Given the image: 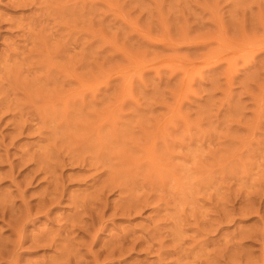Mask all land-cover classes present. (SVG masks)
I'll return each mask as SVG.
<instances>
[{"label": "rangeland", "instance_id": "rangeland-1", "mask_svg": "<svg viewBox=\"0 0 264 264\" xmlns=\"http://www.w3.org/2000/svg\"><path fill=\"white\" fill-rule=\"evenodd\" d=\"M0 107V263L264 264V0H0Z\"/></svg>", "mask_w": 264, "mask_h": 264}, {"label": "bare ground", "instance_id": "bare-ground-1", "mask_svg": "<svg viewBox=\"0 0 264 264\" xmlns=\"http://www.w3.org/2000/svg\"><path fill=\"white\" fill-rule=\"evenodd\" d=\"M4 90H5V89H4ZM5 94H6V93H5ZM1 96H2V95H1ZM34 100H35V99H34ZM10 103H11V102H10ZM10 103H8V104H10ZM28 103H29V102H28ZM25 104H26V102H25ZM9 106H10V105H9ZM20 106H21V104H20ZM31 106H32V105H31ZM37 106H38V105L36 104V107H37ZM16 107H17V106H16ZM22 107H23V106H22ZM36 107H35V108H36ZM38 107H39V106H38ZM0 108H1V107H0ZM6 108H7V107H5V109H6ZM37 109H38V108H37ZM37 109H36V110H37ZM39 109H40V108H39ZM39 109H38V111H39ZM6 110H7V109H6ZM0 111H1V109H0ZM23 111H24V109H23ZM26 111H27V109H26ZM3 112H4V111H3ZM3 112H2V113H3ZM2 113L0 112V115H1ZM5 113H6V112H5ZM36 113H37V112H36ZM28 114H29V112H28ZM39 114H40V113H39ZM5 115H6V114H5ZM13 115H14V114H13ZM26 116H27V114H26ZM0 117H2V116H0ZM13 117H14V116H13ZM7 118H8V117H7ZM9 118H11V116H10ZM3 119H4V118H3ZM3 119H1V120H3ZM13 119H14V118H13ZM11 120H12V119H11ZM19 121H20V120H19ZM19 121H18V122H19ZM0 122H1V121H0ZM4 122H5V120H4ZM10 123H11V122H9V125H10ZM22 123H24V122H22ZM22 123H20V124L18 123V125L20 126ZM13 124H14V123H13ZM13 124H11V125H13ZM24 124H25V123H24ZM5 125H6V123L4 124V126H5ZM22 125H23V124H22ZM22 125H21V126H22ZM25 125H26V124H25ZM21 126H20V128H21ZM9 127H11V126H9ZM17 127H18V126H17ZM26 127H27V126H26ZM26 127H24V128H26ZM7 128H8V127H7ZM20 128L17 129V130H21ZM11 129H13V127H12ZM14 129H15V127H14ZM26 129H27V128H26ZM6 130H7V129H6ZM24 130H25V129H24ZM24 130H23V131H24ZM39 130H40V129H39ZM39 130H38V131H39ZM9 131H10V130H9ZM11 131H14V130H11ZM15 131H16V130H15ZM26 131H28V130H25V131H24V134H25ZM29 131H30V130H29ZM29 131H28V132H29ZM36 131H37V130H36ZM36 131H35V132H36ZM5 133H6V132H5ZM9 133H10V132H9ZM18 133L20 134V131H18ZM1 134H2V133H1ZM1 134H0V135H1ZM3 134H4V133H3ZM3 134H2V135H3ZM7 134H8V133L4 134V137H6ZM16 134H17V133H16ZM16 134H15V135H16ZM21 134H23V132H22ZM35 134H36V133H35ZM10 136H11V137H10L11 139H13V138L16 139V138H15L16 136H17V138L19 137L18 134H17L16 136L12 137V133L10 134ZM20 136H21V135H20ZM1 137H3V136H1ZM1 139H2V138H1ZM5 139H6V138H5ZM7 139H9V138H8V135H7ZM37 139H38V137H37ZM41 139H42V138H41ZM9 141H10V143H11V141H13V140H10V139H9ZM37 141H38V140H37ZM0 142H1V141H0ZM3 142H4V141H3ZM3 142H2V143H3ZM6 142H7V141H6ZM40 142H41V141H40ZM7 143L10 144L9 142H7ZM38 143H39V142H38ZM5 144H6V143H5ZM5 144H4V145H5ZM8 144H6V146H7ZM36 144H37V143H36ZM0 146H1V145H0ZM11 146H12V145H11ZM36 146H38V145H36ZM7 147H9V146H7ZM7 147H6V148H7ZM18 147H19V146H18ZM4 148H5V147H4ZM22 148H23V147H22ZM22 148H21V149H22ZM2 149H3V148H2ZM33 149H34V148H33ZM33 149H32L31 152H33ZM48 149H49V148H48ZM3 150H4V149H3ZM5 150H6V149H5ZM5 150H4V152H2V153L5 154V153H6ZM43 150H44V149H43ZM7 151H8V150H7ZM19 151H20V150H19ZM21 151L23 152L24 150H21ZM29 151H30V150H29ZM29 151H28V152H29ZM40 151H41V149H40ZM40 151H39V152H40ZM34 152H35V151H34ZM13 153H14V152H13ZM17 153H18V152H17ZM48 153H49V152H48ZM27 154H28V153H27ZM32 154H33V156H34V153H32ZM2 155H3V154H2ZM7 155H8V154H7ZM12 155H13V154H12ZM14 155H15V154H14ZM20 155H24V156H25V154H23V153L20 154ZM5 156H6V154L3 155V162L7 160V159H6V160L4 159ZM8 156H9V155H8ZM15 156H16V155H15ZM24 156H23V158H24ZM31 156H32V155H31ZM33 156H32V157H33ZM55 156H57V155L55 154ZM16 157H17V156H16ZM43 157H45V156H43ZM43 157H42V158H43ZM51 157H52V156H51ZM59 157H60V156H59ZM0 158H1V160H2V156H0ZM5 158H6V157H5ZM9 158H10V157H9ZM13 158H15V157H13ZM20 158H21V157H20ZM33 158H34V157H33ZM45 158H46V157H45ZM47 158H48V157H47ZM56 158H57V157H56ZM11 159H12V157H11ZM58 159H59V158H58ZM84 159H85V158H84ZM20 160H22V158H21ZM31 160H32V162H34V161H36L37 159H36V160L31 159ZM33 160H34V161H33ZM50 160H51V159H50ZM9 161L12 162L11 160H9ZM9 161H8V163H9ZM16 161H18V160H16ZM16 161H15V163H16ZM24 161H25V160H24ZM27 161H28V160H27ZM27 161H26V162H27ZM3 162H2V164H3ZM30 162H31V161H30ZM43 162H44V161H43ZM51 162H53V161L51 160ZM51 162H50V163H51ZM6 163H7V162H6ZM15 163H14V164H15ZM34 163H35V162H34ZM54 163H58V162H56V159H55ZM54 163H51V164H53V166H54ZM71 163H73V162H71ZM76 163H77V162H76ZM82 163H83V162H81V164H82ZM90 163H91V162H90ZM0 164H1V163H0ZM2 164H1V165H2ZM27 164L29 165V163H26V164H24V165L26 166ZM31 164H32V163H31ZM79 164H80V162H79ZM79 164H78V165H79ZM81 164H80V165H81ZM85 164H86V163H85ZM10 165H11V164H10ZM10 165H9V166H10ZM16 165H19V164H16ZM43 165H44V164H43ZM12 166H13V165H12ZM12 166H10V167H12ZM14 166H15V165H14ZM25 166H23V167H25ZM29 166H30V165H29ZM32 166H33V165H32ZM51 166H52V165H51ZM53 166H52V167H53ZM75 166H76V164H75ZM83 166H85V165H83ZM86 166H90V165L88 164V165H86ZM23 167H21V169H22ZM40 167H41V166H40ZM90 167H92V165H91ZM28 168H29V167H28ZM28 168H27V169H28ZM9 169H11V168L8 167V170H9ZM13 169H14V168H13ZM52 169H53V168H52ZM15 170H16V169H15ZM38 170H39V169H38ZM40 170H41V169H40ZM54 170H55V169H54ZM9 171H10V170H9ZM9 171H8V172H9ZM22 171H23V170H22ZM24 171H25V169H24ZM26 171H27V170H26ZM37 172H38V171H37ZM5 173H6V172H5ZM27 173H28V172H27ZM52 173H53V171H52ZM8 174H10V173H7V175H8ZM11 174H12V173H11ZM37 174H38V173H37ZM37 174H36V175H37ZM39 174H42L41 171H40ZM54 174H55V173H54ZM101 174H102V173H101ZM25 175H26V174H25ZM25 175L23 174L24 177H25ZM34 175H35V173H34L32 176L34 177ZM98 175H99V174H98ZM10 176H11V175H10ZM18 176H19V175H18ZM23 176H22V177H23ZM32 176L30 175L31 180H32ZM45 176H47V175H45ZM45 176H44V177H45ZM26 177H27V176H26ZM26 177H25V178H26ZM91 177H92V176H91ZM5 178H6V177H5ZM13 178H14V177H13ZM93 178H95V177L90 178L91 181H92ZM7 179H8V178H7ZM11 179H12V178H11ZM23 179H24V178H23ZM23 179H22V180H23ZM28 179L30 180V178H28ZM34 179L37 181V178H34ZM46 179H47V178H46ZM46 179H44V180H46ZM87 179H88V178H87ZM96 179H97V180L99 179L98 176H96ZM96 179H95V180H96ZM0 180H1V179H0ZM22 180H21V181H22ZM29 180L26 179V182H25V183H26L27 185L30 183ZM38 180H39V179H38ZM7 181H8V180H7ZM9 181H11V180H9ZM15 181H16V180H15ZM21 181H20V183H19L18 181H16L15 183L18 182V185H20V184H21ZM33 181H34V180H33ZM41 181H42V180H41ZM82 181H83V180H82ZM22 182H24V180H23ZM27 182H29V183H27ZM39 182H40V181H39ZM45 182H47V181H45ZM96 182H97V181H94V183H96ZM98 182H100V181H98ZM98 182H97V183H98ZM13 183H14V182H13ZM25 183H24V184L22 183V184H23L22 186H24V188L26 187V186H25ZM53 183H54V182H53ZM53 183H52V184H53ZM88 183H89V182H88ZM94 183H93V185H94ZM9 184H10V182H9ZM49 184L52 186V184H51L50 182H49ZM102 184H103V182H102L101 184H99V186L102 185ZM31 185H32V184H31ZM93 185H91V186H93ZM95 185H96V184H95ZM108 185H109V184H108ZM118 185H119V184H118ZM13 186L16 187L17 184H16V186H15V185H13ZM51 186H50L49 188L52 189ZM53 186H54V189H53V190H55V187L57 188V191H58L59 189H61V188H59V187H61V186H59V185L57 186V184H54ZM99 186H97V187L99 188ZM104 186H105V184L103 185V187H104ZM14 187H13V188H14ZM31 187H32V186H31ZM93 187H94V186H93ZM95 187H96V186H95ZM100 187H101V186H100ZM115 187H116V186H114V188H115ZM117 187H118V186H117ZM120 187H121V186H120ZM16 188H17V187H16ZM58 188H59V189H58ZM62 188H63V187H62ZM104 188H105V187H104ZM19 189H20V188H18L17 190H19ZM27 189H28V188H27ZM99 189H100V188H99ZM99 189H98V190H99ZM111 189H112V188H111ZM122 189H123V188H122ZM17 190L15 189V193H16V194H17V192H16ZM22 190H23V189H22ZM93 190H95V189H93ZM119 190H120V189H119ZM0 191H1V190H0ZM20 191H21V190H20ZM48 191H49V190H48ZM55 191H56V190H55ZM88 191H89V190H88ZM96 191H97V190H96ZM99 191H100V190H99ZM99 191H97L96 194L102 193V191H101V192H99ZM105 191H107V188H106ZM105 191H104V194L106 193ZM112 191H114V190H112ZM120 191H121V190H120ZM2 192H3V191H2ZM26 192H28V191L26 190ZM40 192H41V191H40ZM59 192H60V194H59ZM59 192H57L58 195H61V191H59ZM63 192H64V191H63ZM94 192H95V191H94ZM98 192H99V193H98ZM110 192H111V190H110ZM8 193H10V192H8ZM12 193H13V192H12ZM12 193H11V194H12ZM31 193H32V192H31ZM52 193H53V192H52ZM89 193H90V192H89ZM89 193H88V195L90 196ZM107 193H108V192H107ZM107 193H106V194H107ZM24 194H25V193H24ZM83 194H84V196H85V193H83ZM20 195H21V193H20ZM22 195H23V194H22ZM41 195H42V192H41ZM51 195H52V197H54V196H55V192H54V195H53V194H51ZM58 195H57V196H58ZM88 195H87V196H88ZM91 195H94V194H91ZM99 195H100V194H99ZM119 195H120V194H119ZM4 196H7V194H6V195L4 194ZM8 196L10 197V195H8ZM8 196H7V197H8ZM17 196H19V191H18V195H17ZM24 196H25V195H24ZM32 196H33V195H32ZM49 196H50V195L48 194V197H49ZM57 196L54 197V198H55V201H57V199H58ZM63 196H64V195H63ZM87 196H86V197H87ZM94 196H95V195H94ZM94 196H90V197L92 198V200H94V198H95L97 195H96L95 197H94ZM102 196H103V195H102ZM102 196H100V197L102 198ZM104 196L106 197V195H104ZM7 197H6V198H7ZM11 197H12V195H11ZM22 197H23V196H22ZM28 197H29V196H28ZM28 197H26V198H28ZM33 197H34V196H33ZM59 197H60V196H59ZM79 197H80V196H79ZM93 197H94V198H93ZM100 197L97 196V198H99V199H100ZM1 198H2L1 201H2V200H5V201L7 200V199H4L3 197H1ZM14 198H15V197H14ZM19 198H20V197H19ZM19 198H18V199L15 198V199L19 201V200H20ZM26 198H25V199H26ZM38 198H40V195L38 196ZM45 198H46V197H45ZM49 198H50V197H49ZM56 198H57V199H56ZM75 198H76V197H75ZM145 198H146V197H145ZM31 199H32V198H31ZM35 199H36V197H35ZM35 199H34V200H35ZM84 199H85V198H84ZM102 199H103V198H102ZM147 199H148V198H147ZM147 199H146L145 202H147ZM8 200H11V199H8ZM12 200H13V199H12ZM12 200L10 201V202H11V203H10L11 205H12V203H13ZM16 200H15V201H16ZM21 200H22V199H21ZM27 200H28V199H27ZM47 200H48V198H47ZM47 200H46V203H44V204H47V202L51 201V202H49L50 204L48 203V204L50 205V208H51V207L53 206V205L51 206V204L54 202V201H53L54 199L51 198V199H49V201H47ZM59 200H60V199H59ZM59 200H58V201H59ZM104 200H105V199H104ZM104 200H103V203L106 202V201H104ZM107 200H108V199H107ZM137 200H138V199H137ZM144 200H145V199H144ZM23 201H24V200H23ZM28 201H29V200H28ZM36 201H37V200H36ZM38 201H39V200H38ZM52 201H53V202H52ZM61 201H63V199H62ZM69 201H70V200H69ZM97 201H98V199H97ZM97 201H96V202H97ZM100 201H101V200H100ZM142 201H143V200H142ZM7 202H8V201H7ZM7 202H6V203H7ZM20 202H21V201H20ZM24 202H26V201H24ZM24 202H23V203H24ZM42 202H44V198H43V201H42ZM98 202H99V201H98ZM123 202H124V201H123ZM3 203H4V202H3ZM37 203H38V202H37ZM37 203L34 205V206H35V207H34V210H35V211L31 210V209H33V208H31L32 205H30L28 202H26L25 205L29 204L30 210L33 211L32 213H34V212H37V209H39V206H40V205H38ZM54 203H55V202H54ZM80 203H81V204H84V203H85V200H84V202H80ZM86 203H87V202H86ZM86 203H85V204H86ZM100 203H101V202H100ZM100 203H97V204L99 205ZM0 204H1V202H0ZM10 204H5V205H7V206L9 205V206H10ZM87 204H89V203H87ZM107 204H108V202H107ZM107 204H106V205H107ZM135 204H136V203H135ZM139 204H140V203H139ZM148 204H149V202H148ZM148 204H147V206H148ZM36 205H38V206H36ZM57 205H58V203H57ZM69 205L72 206L71 203H70ZM94 205H96L95 201H94ZM94 205H93V206H94ZM100 205H104V206H105V204H100ZM100 205H99V206H100ZM125 205H126V204H125ZM137 205H138V204H136V206H137ZM156 205H157V203H156ZM156 205H155L154 207H157ZM7 206H6V207H7ZM9 206H8V207H9ZM15 206H16V205H15ZM15 206H14V208H15ZM18 206H19V205H18ZM21 206H23V205H21ZM44 206H46V208L44 207L45 210H47V209L49 210V207H47V205H44ZM74 206H75V205H74ZM74 206H73V207H74ZM78 206H79V205H78ZM90 206H91V205H90ZM90 206H89V209L92 207V206H91V207H90ZM99 206H98L97 208H100V207H101V206H100V207H99ZM118 206H119V205H118ZM140 206H141V205H140ZM158 206H159V205H158ZM2 207H3V208H1L2 210L6 209V207H4L3 204H2ZM10 207H11V208H10ZM10 207H9L10 209H13L12 206H10ZM19 207H20V206H19ZM27 207H28V206H27ZM36 207H37V209H36ZM54 207H55V205H54ZM83 207H84V205H83V206L81 205V208H82V209H83ZM86 207H87V206L85 205L84 209H85ZM116 207H117V205H115V208H116ZM154 207H153V208H154ZM9 208H8V210L4 211L5 213L7 212V213H6L7 215H9V213H10ZM20 208H21V207H20ZM22 208H23V207H22ZM41 208H42V207H41ZM71 208H72V207H71ZM97 208L94 207V211H96L95 209H97ZM105 208H107V207H105ZM119 208H120V207H119ZM124 208H125V207H123V210H125ZM136 208H137V207H136ZM1 209H0V212H1L0 214L3 213ZM27 209H29V208H27ZM51 209H55V208H51ZM78 209H79V208H78ZM84 209H83V210H84ZM86 209H87V208H86ZM86 209H85V210H86ZM89 209H88V210H89ZM92 209H93V208H92ZM107 209H110V208H107ZM117 209H118V208H117ZM128 209H130V208H128ZM131 209H132V208H131ZM131 209H130V210H131ZM139 209H141V208H139ZM212 209H213V208H212ZM13 210H14V209H13ZM13 210H12V211H13ZM15 210H16V208H15ZM19 210H21V209H19ZM24 210H26V208H24ZM24 210L19 211V213L21 212V214H19V215H22V212H24ZM30 210H29V212H31ZM48 210H47V211H48ZM79 210H80V209H79ZM88 210H87V211H88ZM100 210H101V208L97 211L98 213H96L97 215H95L94 218H95L96 216H100V215L102 214V212H100ZM134 210H135V209H134ZM141 210H142V209H141ZM153 210H154V209H153ZM41 211H42V214H44V213L46 214V213H47L46 211H45V212H43V210H41ZM71 211H73V210H71ZM75 211H76V210H75ZM87 211H85L86 215H87V213H89V211H88V212H87ZM92 211H93V210H92ZM94 211H93V212H94ZM102 211H103V209H102ZM114 211H115V210H114ZM114 211H112V212H114ZM127 211H128V210H127ZM135 211H136V210H135ZM155 211H156V208H155ZM13 212H14V211H13ZM13 212H11V213H12L13 215H15L14 213H16L17 210H16L14 213H13ZM26 212H28V211L26 210L25 213H26ZM38 212L40 213V211H38ZM48 212H49V211H48ZM112 212H111V213H112ZM136 212H137V211H136ZM139 212H140V211H139ZM151 212H152V211H151ZM5 213H4V215H6ZM51 213H52V211H51ZM51 213H48V214L51 215ZM81 213H82V212H81ZM81 213H80V214H81ZM83 213H84V211H83ZM94 213H95V212H94ZM114 213H115V212H114ZM159 213H160V212H159ZM12 214H11V215H12ZM26 214H29V213H26ZM36 214L38 215V213H34L33 215L30 214L31 217H30L29 215H28V216H29L30 219H31V218H33L32 216L36 217V216H37ZM40 214H41V213H40ZM40 214H39V215H40ZM42 214H41V215H42ZM75 214H76V213H75ZM103 214H104V213H103ZM105 214H106V213H105ZM105 214H104V215H105ZM112 214H113V213H112ZM117 214H118V213H117ZM127 214H128V212H127ZM138 214H139V213H138ZM154 214H155V213H154ZM41 215H40V216H41ZM49 215H48V216H49ZM54 215H55V214H54ZM77 215H78V214H77ZM82 215H83V214H81L80 218L82 217ZM84 215H85V214H84ZM90 215L93 216L94 214L91 213V211H90ZM121 215H123V214L121 213ZM156 215H157V213H156ZM2 216H3V214H2ZM16 216H17L16 218L18 219V221H20V219H21V218L19 219L20 216L18 217V214H17ZM23 216H24V213H23V215H22V219H21V221H20V222H18V221L15 222L16 225L19 224V227H18V228H17V226L15 225V223L13 222V223H14V227L16 226V227H15L16 229H14L13 231H11L10 227H9V228L7 227V223H6V224L3 223V224L6 225V227L8 228V230H9L10 232H14L13 234H15V236H16V238H14L15 236L13 237V238H14V241H13V242L10 240L11 243H13V244H10V243H9L8 246L15 247V245H17V246H19V248H20L21 245L24 244V243L26 242L25 240H27V238H30V237H27V238L25 239L26 235L28 236V234H25V233H26V232H25V231H26V229H25L26 227H25V226L27 225V224L25 225V221L28 219V216H27V217L25 216V217H26V218L24 217L25 219L23 218ZM42 216H43V215H42ZM75 216H76V215H75ZM111 216L113 217V215H111ZM3 217H4V216H3ZM8 217H12L11 219H9V221H11V220L13 221V220L15 219V217L10 216V215H9ZM37 217H38V216H37ZM37 217H36V218H37ZM46 217H47V214H46ZM50 217H51V216H50ZM66 217H68V215H67V216H64L63 218H66ZM70 217H72V214L70 215ZM83 217H85V216H83ZM89 217H90V216H89ZM100 217H101V216H100ZM100 217H98V218L101 219ZM112 217H111V219L114 218V217H113V218H112ZM159 217H161V216H159ZM36 218H35V219H36ZM42 218H44V217H42ZM75 218L77 219V216H76ZM87 218H88V217H87ZM87 218H86L85 220H87ZM4 219H5V218H4ZM4 219H3V220H4ZM37 219H38V218H37ZM37 219H36V220H37ZM47 219H48V218H47ZM51 219H52V218H51ZM53 219H54V218H53ZM73 219H74V218H73ZM73 219H72V220H73ZM99 219H97V217H96V222H99V223H100ZM215 219H216V218H215ZM1 220H2V217H1ZM5 220H6V219H5ZM5 220H4V221H5ZM15 220H16V219H15ZM31 220H32V219H31ZM36 220H35V221H36ZM82 220H83V219H82ZM93 220L95 221V219H93ZM97 220H98V221H97ZM102 220H103V219H102ZM102 220H101V222H102ZM105 220H107V218H106ZM105 220H104V221H105ZM7 221H8V220H7ZM28 221L30 222V220H27L26 222H28ZM32 221H33V220H32ZM32 221H31V222H32ZM48 221H49V220H48ZM52 221H53V220H52ZM61 221H62V220H61ZM76 221L79 222V220H76ZM80 221H81V220H80ZM88 221H89V218H88ZM94 221H93V222H94ZM107 221H108V220H107ZM157 221L160 222V218H159V220H157ZM163 221H164V219H163ZM29 222H28V223H29ZM33 222H34V221H33ZM33 222H32V223H33ZM46 222H47V221H46ZM50 222H51V221H50ZM67 222H68V221H67ZM69 222H70V221H69ZM77 222H76V223H77ZM84 222H86V221H84ZM84 222L82 221V223H84ZM91 222H92V221H91ZM91 222H90V223H91ZM217 222H218V220H217ZM10 223H12V222H10ZM20 223H21V224H20ZM57 223H58V221H57ZM62 223H63V222H62ZM62 223H61V224H62ZM82 223H81V224H82ZM87 223H88V224L85 223L87 226H86V225H83V226H84V227L86 226L85 228H87L88 225H89V227H91L90 223H89V222H87ZM103 223H104V222H103ZM163 223H164V222H163ZM29 224H30V223H29ZM66 224H67V223H66ZM68 224H69V223H68ZM104 224H105V223H104ZM109 224H110V223H109ZM156 224H157V223H156ZM10 225L12 226L13 224H10ZM63 225H64V224H63ZM69 225H70V224H69ZM74 225H75V224H74ZM78 225H79V224H78ZM78 225H75L74 227H73V225H72V227L75 228L76 226L78 227ZM93 225H97V226L94 227ZM110 225H111V224H110ZM8 226H9V223H8ZM27 226H28V225H27ZM32 226H33V225H32ZM67 226H68V225H67ZM62 227H63V226H62ZM65 227H66V226H65ZM79 227H82V225L79 226ZM79 227H78L77 229H78L79 231L83 232L82 228H84V227L80 228L81 230L79 229ZM89 227H88V228H89ZM92 227H93L92 230L94 231V228L98 227V224H92ZM99 227L103 228V225H102V226H99ZM198 227H199V226H198ZM60 228H61V227H59V229H60ZM113 228H114V227H113ZM12 229H13V228H12ZM62 229H65V228H62ZM67 229H68V228H67ZM67 229H65V230L67 231ZM89 229H90V228H89ZM89 229H88V230L86 229V230H87V231H86L87 233H89ZM104 229H105V228H104ZM116 229H117V228H116ZM198 229H199V228H198ZM198 229H197V230H198ZM44 230H46V229H44ZM48 230H49V229H48ZM60 230H61V229H60ZM60 230H59V231H60ZM65 230H64V231H65ZM69 230H71V229H69ZM84 230H85V229H84ZM92 230H90V231H92ZM95 230H97V229H95ZM197 230H196V231H197ZM199 230H200V229H199ZM42 231H43V230H42ZM59 231H57V232H59ZM66 231H65V232H66ZM100 231H102V229H100ZM117 231H118V230H117ZM117 231H116V232H117ZM155 231H158V230H155ZM161 231H162V230H161ZM190 231H191V230H190ZM194 231H195V230H194ZM39 232H40V231H39ZM44 232L46 233V231H44ZM62 232H63V231H61L60 234H61ZM72 232H73V231H72ZM84 232H85V231H84ZM105 232H106V229H105ZM119 232H120V231H119ZM153 232H154V231H153ZM200 232H202V231H200ZM205 232L207 233V231H205ZM49 233H50V232H49ZM51 233H52V234L54 233V235H52ZM51 233H50V234L52 235V237L55 236V234H56L55 231H54V232L51 231ZM66 233H67V232H66ZM79 233H80V232H79ZM97 233H98V230H97ZM110 233H111V232H110ZM123 233H125V234H123ZM127 233H128L127 231H126V232L122 231V234L119 233V235H120V234H121V235H126V237H128ZM131 233H132V232H131ZM160 233H162V232H160ZM30 234H31V232L29 233V236H31ZM62 234H63V233H62ZM82 234H83V233H82ZM85 234H86V233H85ZM98 234H99V233H98ZM98 234H97V237H98ZM128 234H130V233H128ZM145 234H146V233H145ZM155 234H156V232H155ZM155 234H154V235H155ZM255 234H256V233H255ZM11 235H12V234H11ZM33 235H36V234H33ZM51 235H50V237H51ZM63 235H64V234H63ZM83 235H84V234H83ZM86 235H87V234H86ZM102 235H103V234H102ZM119 235H118V236H119ZM121 235H120V236H121ZM207 235H208V234H207ZM258 235H259V234H258ZM58 236H59V235H58ZM112 236L115 237L116 239H118V237H116L117 235H115V234L113 235V234H112ZM112 236H111V237H112ZM120 236H119V238H120ZM130 236H131L132 238L136 237V236L133 237L132 235H130ZM152 236H153V235H152ZM152 236H151V238H152ZM157 236H158V234H157ZM173 236H174V235H173ZM208 236H209V235H208ZM11 237H12V236H11ZM64 237H65V235H64ZM90 237H93V238L95 237V231H94L93 235H92V233H91V236H90ZM90 237H89V238H90ZM113 237H112V238H113ZM121 237H122V236H121ZM143 237H144V235H143ZM167 237H168V236H167ZM167 237H166V238H167ZM169 237H170V236H169ZM217 237H218V236H217ZM8 238H9V237H8ZM34 238H35V237H33V240H34ZM54 238H56V237H53V238H52L53 241L56 240V239H54ZM71 238L74 239L73 237H71ZM76 238H77V237H76ZM115 238H114V239H115ZM128 238H129V237H128ZM148 238H149V236H148ZM159 238H160V237H159ZM162 238H163V237H162ZM193 238H194V237H193ZM15 239H16V241H15ZM31 239H32V236H31ZM36 239H37V240H38V239H40V240H45V239H46V240H48V241L50 242V244L52 243V241L48 238L47 235H43V234H41V233H40L39 237L36 238ZM123 239H124V238H123ZM123 239H121V242H122L123 246H127V245H126L127 243L129 244V242H130V244H131V242H132V241H128V240L126 241V240H125V241L127 242V243H126V242H123V241H124ZM149 239H150V238H149ZM173 239H174V238H173ZM209 239H210V238H209ZM7 240H8V239H7ZM7 240H6V241H1L0 243H2L3 245H4V243H5V244H8V241H7ZM12 240H13V239H12ZM29 240H30V239H29ZM58 240H59V239H58ZM74 240H75V239H74ZM89 240H91V238H90ZM96 240H97V239H96V237H95V241H96ZM118 240H120V239H118ZM122 240H123V241H122ZM133 240H134V239H133ZM169 240H170V239H169ZM179 240H181V239H179ZM205 240H206V239H205ZM24 241H25V242H24ZM95 241H94V242H95ZM106 241H107V240H106ZM109 241H110V240H109ZM147 241H148V240H147ZM158 241H159V240H158ZM164 241H165V240H164ZM208 241H209V240H208ZM6 242H7V243H6ZM28 242H29V241H28ZM28 242H27V243H28ZM36 242H37V241H36ZM36 242H35V243H36ZM49 242H48L47 244H49ZM77 242H78V241H77ZM102 242H103V241H102ZM116 242H117V241H116ZM144 242H145V241H144ZM152 242H153V241H152ZM167 242H169V241L167 240ZM173 242H174V240H173ZM173 242H172V243H173ZM14 243H17V244H14ZM27 243H26V244H27ZM29 243H31V242H29ZM59 243H60V242H59ZM88 243H89V242H88ZM90 243H91V242H90ZM90 243H89V244H90ZM95 243H96V242H95ZM118 243H120V242H118ZM124 243H126V244L124 245ZM132 243H133V242H132ZM136 243H137V242H136ZM138 243H141V242L138 241ZM180 243H182V240H181ZM2 244H0V246H1ZM31 244H32V248H33V245H41V243L34 244V242H32ZM44 244H45V243H44ZM52 244H54V243H52ZM57 244H58V243H57ZM72 244H73V243H72ZM78 244H79V243H78ZM80 244H81V243H80ZM112 244H114V242H113ZM115 244H116V246L118 247L117 243H115ZM122 244H121V245H122ZM134 244H135V241H134V243L132 244L133 247H135ZM145 244H146V243H145ZM156 244H157V243H156ZM42 245H43V242H42ZM42 245H41V247H42ZM66 245H67V244H66ZM66 245H65V246H66ZM84 245H85V244H84ZM119 245H120V244H119ZM132 245H131V246L128 245L129 248L132 247ZM136 245H138V244H136ZM160 245H162V244H160ZM4 246H5V245H4ZM17 246H16V247H17ZM49 246H50V245H49ZM57 246H58V245H57ZM90 246H91V245H90ZM123 246H122V248H119V247H121V246L118 247V248H119V251H120V249L123 250V248H125V247H123ZM128 246H127V247H128ZM151 246H154V244L149 246V247L151 248L150 250H152V247H151ZM171 246H172V245H171ZM2 247H3V246H2ZM2 247H1V250H0V252L2 251L1 253H4V254H5L6 252H8V250H6V248H4V247H3V249H4L5 251H3V250H2ZM26 247H27V246H26ZM46 247H48V246H46ZM55 247H56V243L52 246V248H55ZM59 247H60V246H59ZM62 247H63V246H62ZM87 247H88V245H87ZM102 247H103V246H102ZM102 247H101V248H102ZM108 247H109V246H108ZM108 247L106 246V249H107ZM112 247H113V246H112ZM112 247L110 246V248H109L108 250L110 251V250L113 249L115 246H114L113 248H112ZM127 247H126V249L128 250L127 252H129V249H128ZM133 247H132V248H133ZM154 247H155V246H154ZM159 247H160V246H159ZM177 247H178V246H177ZM201 247H202V246H201ZM35 248H36V247H35ZM56 248H57V247H56ZM56 248H55V249H56ZM66 248H67V247H66ZM66 248H65V249H66ZM73 248H74V247H73ZM75 248L77 249L78 246L75 247ZM118 248H117V250H115V252H112V253H115L114 255L116 256L115 258H117V259L119 258L118 255H116V253H117V251H118ZM175 248H176V247H175ZM191 248H192V247H191ZM203 248H204V246H203ZM203 248H202V249H203ZM7 249H8V248H7ZM16 249H17V248H16ZM20 249H22V247H21ZM28 249H29V248H28ZM63 249H64V247H63ZM68 249H69V248H68ZM81 249H82V248H81ZM81 249H80V250H81ZM104 249H105V247H104ZM104 249H103V250H104ZM115 249H116V248H115ZM147 249H149V248L147 247ZM159 249H160V248H159ZM182 249H183V248H182ZM204 249H205V248H204ZM17 250H18V249H17ZM25 250H26V249H25ZM30 250H31V249H30ZM57 250H58V249H57ZM84 250H85V249H84ZM89 250H91L90 247H89ZM100 250H101V249H100ZM103 250L101 251L102 254H103ZM108 250H104V251H106V253L108 254V252H109ZM130 250H132V249L130 248ZM133 250H134V249H133ZM144 250H145V249H144ZM165 250H166V249H165ZM177 250H178V249H177ZM14 251H15V250H14ZM60 251H61V250H60ZM67 251L69 252V250H67ZM70 251H71V250H70ZM111 251H113V250H111ZM119 251H118V253H119ZM123 251L125 252V249H124ZM123 251H122V252H123ZM147 251H148V250H147ZM166 251H167V250H166ZM180 251H181V250H180ZM202 251H203V250H202ZM68 252H67V253H68ZM75 252H76V251H75ZM78 252H79V250H78ZM94 252H95V255H96L97 250H95ZM101 252H100V254H101ZM122 252H121V253H122ZM131 252H132V251H131ZM156 252H157V251H156ZM159 252L161 253L160 250H159ZM172 252H173V250L171 251V254L174 255ZM176 252H177V251H176ZM178 252H179V251H178ZM197 252H198V250H197ZM197 252H196V253H197ZM204 252H205V251H204ZM211 252H212V251H211ZM216 252H217V251H216ZM1 253H0V254H1ZM13 253H15V252H13ZM56 253H57V251H56ZM58 253H59V252H58ZM58 253H57V255H58ZM85 253H88V252H85ZM109 253L112 254L111 252H109ZM213 253H215V252H212V254H213ZM4 254H3V257H2V258H4ZM64 254H66V250H65V253H64ZM71 254H72V253H71ZM78 254H79V253H78ZM91 254H92V253H91ZM91 254H90V255H91ZM123 254H124V253H123ZM165 254H166V253H165ZM167 254H168V253H167ZM1 255H2V254H1ZM6 255H8V253H7ZM16 255H17V254H16ZM16 255H15L14 257H16ZM67 255H68V254H67ZM93 255H94V254H93ZM95 255H94V256H95ZM105 255H106V254H105ZM121 255H122V254H121ZM163 255H164V254H163ZM203 255H204V254H203ZM205 255H206V254H205ZM214 255H216V254H214ZM249 255H250V254H249ZM10 256H11V253H10ZM60 256H61V255H60V253H59V256H58V257H60ZM94 256H93V258L96 259V257H94ZM106 256H108V255H106ZM166 256H167V255H166ZM187 256H188V255H187ZM193 256H196V255H193ZM193 256H192V258H193ZM252 256H253V255H251V257H252ZM0 257H1V256H0ZM20 257H21V255H19V258H20ZM56 257H57V256H56ZM58 257H57V258H58ZM66 257H67V256H66ZM87 257H88V256H87ZM110 257H111V255H110ZM128 257H129V256H128ZM158 257H160V256H158ZM8 258H9V256H8ZM17 258H18V255H17ZM63 258H64V257H63ZM98 258H99V255H98ZM107 258H109V256H108ZM188 258H189V257H188ZM197 258H198V257H197ZM239 258H240V257H239ZM259 258H260V257H259ZM261 258H262V257H261ZM101 259H102V258H101ZM112 259H114V256H113ZM181 259H182V258H181ZM12 260H14V258H12ZM58 260H59V259H58ZM60 260H61V259H60ZM60 260H59V262L61 263ZM89 260H90V259H89ZM105 260L108 261V259H105ZM105 260H104V261H105ZM193 260H194V259H193ZM197 260H198V259H197ZM197 260H196V261H197ZM199 260H202V259H199ZM214 260H217V259H214V258H213V261H214ZM1 261H2V260H1ZM7 261H8V260H7ZM7 261H3V262H6V264H8ZM9 261H10V260H9ZM14 261H15V260H14ZM17 261H18V263H19L20 260L17 259ZM53 261H54V259H53ZM66 261H67V260H66ZM91 261H94V263H95V261L97 262V260H94V259H93V260L91 259ZM91 261H90V264L93 263V262L91 263ZM112 261H113V260H112ZM117 261H118V260H117ZM3 262H1V263H3ZM102 262H103V261H102ZM159 262H160V261H159ZM161 262H162V261H161ZM161 262H160V263H161ZM210 262H211V260H210ZM215 262H216V261H214V264H215ZM1 263H0V264H1ZM14 263H15V262L12 261V264H14ZM53 263H55V262H53ZM60 263H58V264H60ZM69 263L72 264V262H71L70 259L68 260V263H67V264H69ZM87 263H88V262H87ZM94 263H93V264H94ZM100 263H101V262H100ZM116 263H117V262H116ZM175 263H177V262H175ZM194 263H195V262H194ZM216 263H217V262H216ZM4 264H5V263H4ZM9 264H11V262H9ZM15 264H17V263H15ZM96 264H97V263H96ZM98 264H99V263H98ZM178 264H179V263H178ZM184 264H187V263L184 262ZM188 264H189V263H188ZM198 264H200V263L198 262ZM209 264H210V263H209Z\"/></svg>", "mask_w": 264, "mask_h": 264}]
</instances>
